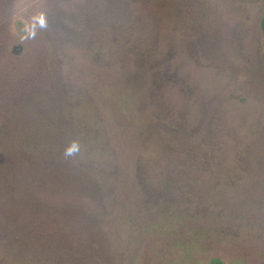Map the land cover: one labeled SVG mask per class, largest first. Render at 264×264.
Here are the masks:
<instances>
[{
    "label": "rangeland",
    "instance_id": "1",
    "mask_svg": "<svg viewBox=\"0 0 264 264\" xmlns=\"http://www.w3.org/2000/svg\"><path fill=\"white\" fill-rule=\"evenodd\" d=\"M263 10L0 0V141L66 102L117 264H264Z\"/></svg>",
    "mask_w": 264,
    "mask_h": 264
},
{
    "label": "trees",
    "instance_id": "2",
    "mask_svg": "<svg viewBox=\"0 0 264 264\" xmlns=\"http://www.w3.org/2000/svg\"><path fill=\"white\" fill-rule=\"evenodd\" d=\"M261 28L264 34V10ZM67 109L64 102L61 112L41 118L39 111L27 112L33 125L24 128L22 144L17 132L3 130L0 264H117L124 258L120 234L108 226L99 182L82 172L77 153L64 155L75 141ZM210 264L222 262L212 258Z\"/></svg>",
    "mask_w": 264,
    "mask_h": 264
},
{
    "label": "clouds",
    "instance_id": "3",
    "mask_svg": "<svg viewBox=\"0 0 264 264\" xmlns=\"http://www.w3.org/2000/svg\"><path fill=\"white\" fill-rule=\"evenodd\" d=\"M41 26H43V21H41ZM78 152H79V144L73 141L66 147L64 155L65 157H71Z\"/></svg>",
    "mask_w": 264,
    "mask_h": 264
}]
</instances>
